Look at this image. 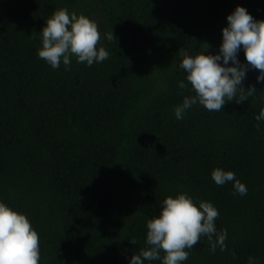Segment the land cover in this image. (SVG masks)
Instances as JSON below:
<instances>
[{
    "label": "trees",
    "instance_id": "1",
    "mask_svg": "<svg viewBox=\"0 0 264 264\" xmlns=\"http://www.w3.org/2000/svg\"><path fill=\"white\" fill-rule=\"evenodd\" d=\"M237 5L264 20V0H0V200L38 233L39 264H128L145 247L146 220L180 192L213 203L228 233L226 251L202 236L184 264H264L258 70L244 81L255 98L174 115L192 94L178 87L179 51L215 54ZM60 8L97 24L107 60L73 58L65 71L38 57L39 32ZM217 167L247 195L216 185Z\"/></svg>",
    "mask_w": 264,
    "mask_h": 264
},
{
    "label": "clouds",
    "instance_id": "2",
    "mask_svg": "<svg viewBox=\"0 0 264 264\" xmlns=\"http://www.w3.org/2000/svg\"><path fill=\"white\" fill-rule=\"evenodd\" d=\"M227 25L222 28V41L215 54L189 55L180 50L178 67L185 77L178 82L180 89H188L191 95L184 96L182 103L174 107L177 120L194 105L208 111H220L227 102L239 93L240 104L257 96V89L250 85L247 91L244 81L249 70H258L257 83L264 84V20L254 19L245 7L237 5L226 17ZM41 47L37 55L53 70L64 65L71 70V63H84L91 67L109 58L104 47H98L100 33L97 24L84 14L69 12L67 8L55 10L39 32ZM111 40L113 34H105ZM243 51L246 63L238 58ZM264 104V97H261ZM264 122V107L255 116ZM259 127V123L256 125ZM211 178L218 186L232 183L233 195H247V186L236 178L232 171L215 168ZM158 215L146 220L145 247L133 254L128 264H184L190 251L207 237L210 250H227L226 229L217 231L215 221L218 209L208 201H196L184 192L165 197ZM130 243L136 244L135 239ZM163 253V255H162ZM41 260L38 233L24 213L0 200V264H39ZM248 264H256L249 257Z\"/></svg>",
    "mask_w": 264,
    "mask_h": 264
}]
</instances>
